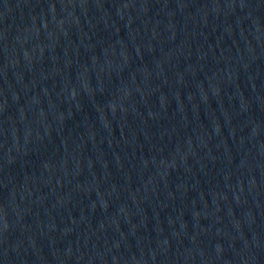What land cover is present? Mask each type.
I'll return each instance as SVG.
<instances>
[{
    "label": "water",
    "instance_id": "water-1",
    "mask_svg": "<svg viewBox=\"0 0 264 264\" xmlns=\"http://www.w3.org/2000/svg\"><path fill=\"white\" fill-rule=\"evenodd\" d=\"M0 264H264V0H0Z\"/></svg>",
    "mask_w": 264,
    "mask_h": 264
}]
</instances>
